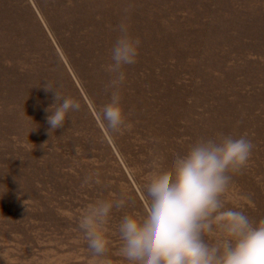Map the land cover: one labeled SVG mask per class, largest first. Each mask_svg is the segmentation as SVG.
Listing matches in <instances>:
<instances>
[{"label":"rangeland","instance_id":"1","mask_svg":"<svg viewBox=\"0 0 264 264\" xmlns=\"http://www.w3.org/2000/svg\"><path fill=\"white\" fill-rule=\"evenodd\" d=\"M51 1L48 13L47 0H0V264H91L82 210L123 190L130 199L113 211L114 227L135 210L151 162L167 171L171 152L221 134L253 145L226 207L264 220V0H121L139 34L126 21L105 27L96 0H66L62 12ZM74 6L89 12V33ZM52 15L57 22L46 20ZM122 22L140 42L137 62L123 69L122 100L155 89L157 106H167L145 119L129 106L126 127L111 134L94 114L108 101L98 86L111 79L108 47ZM45 85L81 104L53 132L54 90ZM109 239L115 261L118 239Z\"/></svg>","mask_w":264,"mask_h":264},{"label":"clouds","instance_id":"2","mask_svg":"<svg viewBox=\"0 0 264 264\" xmlns=\"http://www.w3.org/2000/svg\"><path fill=\"white\" fill-rule=\"evenodd\" d=\"M110 49L105 70L111 75L109 99L95 118L108 133L126 127L121 85L125 66L139 56L140 42L126 23ZM55 102L46 111L51 132L65 125L81 104L56 88ZM252 142L244 135L201 138L182 152H171L167 171L151 162L135 196V210L121 216L113 227L114 210L130 199L123 190L116 196L97 199L84 208L78 228L91 253V264H264V220L228 208L227 192L233 175L248 164ZM96 184L101 180L97 174ZM109 232L116 235L115 261L108 255Z\"/></svg>","mask_w":264,"mask_h":264},{"label":"bare ground","instance_id":"3","mask_svg":"<svg viewBox=\"0 0 264 264\" xmlns=\"http://www.w3.org/2000/svg\"><path fill=\"white\" fill-rule=\"evenodd\" d=\"M4 1V0H3ZM8 1V0H7ZM14 1V0H13ZM64 1L66 0H58L54 5L55 8L57 9L58 12H62L67 5L64 4ZM71 1L70 3H78V0H69ZM89 2H94L93 0H88ZM121 0H96L97 6L99 8V10L102 12L103 14V23H105L106 25H104L105 27H109L112 29H116L117 25L120 21H126V22H130L133 25H135L136 27V31L137 30V22L135 20L134 17H131L129 19H125L123 16V12H122V3L120 2ZM52 5V1L51 0H47V11L48 13H50V8ZM117 5V6H116ZM116 11V16H114V13ZM122 12V14L119 16V13ZM70 13L76 17L79 22L82 25V29L89 33L91 31V18L89 16V12L88 14L84 11V9H82L81 7L78 6H74L73 8H71ZM49 23H55L57 22L58 18L56 15H52L51 17L46 19ZM101 22V21H100ZM102 24V23H101ZM139 27V26H138ZM139 34V32H138ZM112 43L109 45L108 48L111 49L112 47ZM150 52H152V49H147ZM155 60V59H154ZM95 64V63H93ZM98 89L100 91V96L99 99H105L108 98L109 99V88L108 86H104V85H99ZM157 102H158V97L156 95V90L153 89L151 90L145 97V99L142 100H135L133 102H128L125 100H122V104L124 106L125 112L126 108L129 106H132L137 112L133 113L136 117L141 118V119H145L148 115H153V113H160L163 112V110H159L158 107L160 106H167V103L164 102H160L158 103L157 106ZM140 105H142L144 108H140ZM154 116V115H153ZM161 118L164 117V114H160L159 115ZM137 126H142V125H137Z\"/></svg>","mask_w":264,"mask_h":264}]
</instances>
